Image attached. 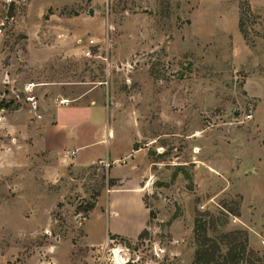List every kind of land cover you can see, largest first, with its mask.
Returning <instances> with one entry per match:
<instances>
[{
    "label": "rangeland",
    "instance_id": "1",
    "mask_svg": "<svg viewBox=\"0 0 264 264\" xmlns=\"http://www.w3.org/2000/svg\"><path fill=\"white\" fill-rule=\"evenodd\" d=\"M0 61L26 109L28 81L54 83L46 102L107 92L110 109L79 126L109 140L80 166L106 159L55 182L0 158V264H193L198 219L247 233L264 264L238 219L264 189V0H0Z\"/></svg>",
    "mask_w": 264,
    "mask_h": 264
},
{
    "label": "crops",
    "instance_id": "2",
    "mask_svg": "<svg viewBox=\"0 0 264 264\" xmlns=\"http://www.w3.org/2000/svg\"><path fill=\"white\" fill-rule=\"evenodd\" d=\"M2 69L3 65L0 61V86L3 84L10 90L11 82L5 84ZM53 84L40 83L36 86L33 92L35 101L27 103L24 99V102L29 105L28 109L20 105L21 101L15 99H11L14 103L10 106H0L1 134L3 138L8 139V142L4 143V145L0 144V149H2V145L6 149V152L5 150L0 151V153L4 151L2 155L0 154V158L3 159V166L12 168L17 164L13 158L14 155L9 154V152L24 153L23 160L26 158L25 162H23L24 166L27 169L33 166L34 169H37L35 171L36 176H39L38 180L34 177L30 181L35 185L41 183L40 178L46 179V182H55L58 177H61L67 171L71 164L73 168L83 169L97 159H106L102 155H99L91 163L80 166L78 154L99 143L105 145L109 142L107 137L102 136L98 140L84 133V130L79 129V126L82 124H87L90 126L88 128L92 132L94 129H99L105 124L107 115L110 113L109 107H106L107 92L106 95L102 96L101 102L91 99V103L87 105H73L71 104L74 101L73 98L65 95L59 98L56 96L51 98L49 102H46V93L52 89L51 85ZM40 87L43 88L44 92H39ZM97 88L102 90L100 86L89 88L79 93L77 99H86ZM12 91L13 88L8 91L7 95H11ZM74 106H78L77 109L74 110ZM95 113L99 116L98 121L95 120ZM98 123L99 128L97 127ZM111 133L112 131L109 128V138ZM135 145H133L130 151L134 150L133 155L137 156L138 147L136 148ZM130 151L110 158L116 161L128 155ZM33 157L34 159H31ZM252 168H255V171L257 169L256 166ZM28 172L31 174L30 169ZM245 173L244 171V174L243 172L235 174L236 176H244L246 175ZM32 174L35 175L33 172ZM257 178L262 179L261 176ZM30 182L27 184L28 187L30 186ZM248 190L249 195L245 194L244 196V202L238 219L249 228L251 245L258 249H264V189L261 187L255 193L250 189ZM118 192L126 191L118 190Z\"/></svg>",
    "mask_w": 264,
    "mask_h": 264
},
{
    "label": "trees",
    "instance_id": "3",
    "mask_svg": "<svg viewBox=\"0 0 264 264\" xmlns=\"http://www.w3.org/2000/svg\"><path fill=\"white\" fill-rule=\"evenodd\" d=\"M3 102L5 101H0V106L14 103L13 100L6 104ZM95 206L92 203L88 210ZM195 225L196 252L193 264H258L261 260L262 257L255 259L258 252L250 249L248 234L244 231L233 230L213 237L208 233L205 221L198 219Z\"/></svg>",
    "mask_w": 264,
    "mask_h": 264
},
{
    "label": "built area",
    "instance_id": "4",
    "mask_svg": "<svg viewBox=\"0 0 264 264\" xmlns=\"http://www.w3.org/2000/svg\"><path fill=\"white\" fill-rule=\"evenodd\" d=\"M89 44H91V46H92L93 44H95V40L93 38H91L89 40ZM84 54L86 56H90V57L95 56L93 50L89 47L84 51ZM4 82H5V84L10 83V76H9L8 72L4 76ZM101 83H103V82H101ZM39 84L40 83L36 82V81H29V82L25 83V85L23 86V92L25 94H27V97L25 98L26 100H28L30 102L35 101V96L33 95V92H34L35 87L38 86ZM18 97H19V95H18ZM6 99H7V101H9L7 93L6 92L0 93V101L6 100ZM0 121H1V117H0Z\"/></svg>",
    "mask_w": 264,
    "mask_h": 264
},
{
    "label": "bare ground",
    "instance_id": "5",
    "mask_svg": "<svg viewBox=\"0 0 264 264\" xmlns=\"http://www.w3.org/2000/svg\"><path fill=\"white\" fill-rule=\"evenodd\" d=\"M65 101V100H64Z\"/></svg>",
    "mask_w": 264,
    "mask_h": 264
}]
</instances>
